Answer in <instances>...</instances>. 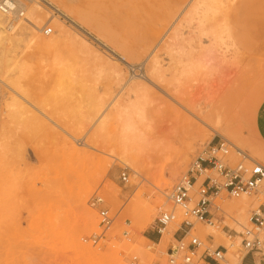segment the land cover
<instances>
[{
    "label": "rangeland",
    "instance_id": "obj_1",
    "mask_svg": "<svg viewBox=\"0 0 264 264\" xmlns=\"http://www.w3.org/2000/svg\"><path fill=\"white\" fill-rule=\"evenodd\" d=\"M67 2L72 6L79 5L77 0ZM30 4L41 7V19L28 25L24 12V20L18 21L25 29L16 31L19 33L17 41L11 46L0 44V76L18 78L31 105L28 107L23 103V106L32 112H35V107L49 115L61 130L48 122L46 126H36L7 117L5 105L10 104L12 111L15 103L11 97L14 95L0 83V264H168L164 251L169 245H175L174 233L171 236L164 234L170 229H178L183 220L193 224L189 235L197 237L206 246H223L226 249V264L229 262L227 251L230 250L240 264L244 252L235 233L249 225L250 213L263 203L264 195L261 193L244 196L252 204L245 214L247 220L242 228L233 225L219 212L217 220L208 226L184 217L175 208L174 219L162 231V243L158 244L160 239L154 231L158 213L172 209L167 199L172 187L185 176L190 165L208 145L226 142L228 153L224 163L229 166L248 163L232 153L229 145L235 142L231 138L210 135L202 124L197 123L199 127L175 124L171 116L154 113L150 104L146 109L154 114L149 120V144L138 155L136 151L133 153V161L119 163L100 151L84 147L96 128L91 123L84 124L93 109L99 103L105 106L113 97L128 101L137 97L126 91L127 86L144 81V75L148 77L147 55L153 48L159 54L160 62H165L159 48L165 34L177 27L181 20L172 18L157 21L161 26L153 24L155 17L152 20L149 14L159 10L154 0H85L83 13L88 22L83 24V29L88 35L52 13L43 3H26V6ZM230 4L237 8L236 12L225 17L224 21L220 16L217 18L221 24L227 25V34L231 37L226 42L235 41L238 46L243 70L238 89L244 93L245 100L232 111L224 112L222 120L237 128L242 138L255 143L252 126L264 108V55L258 54L264 43V0H231ZM53 20L65 26L71 40L67 45L53 49L37 46V38L57 36ZM188 22L179 26L178 34L185 49L196 57L200 49L208 47L210 42L206 38L198 41L196 15ZM44 26L51 28L47 36L41 33ZM14 28L13 31L4 28V31L9 34L15 32ZM32 35L37 40L27 46ZM188 39L189 45L186 44ZM146 44L148 48L143 50ZM117 56H122L128 64ZM131 67H139L140 70L133 73ZM116 73L121 76L116 78ZM206 85L201 78H186L179 82L178 87L182 97L194 109L200 110L211 91L206 89ZM169 92L170 85L162 90L149 85L145 96L148 99H167ZM258 99H261L259 105L256 103ZM134 121L137 130V118ZM197 130L199 134L195 135ZM117 133V123L104 120L98 144L102 148L110 147ZM68 145L85 151L89 159L98 156L99 164L92 168L81 154L69 152ZM189 146L192 149L186 156L187 163L171 178L170 168ZM243 152L247 153V150L243 149ZM103 163L109 165L104 174L101 171ZM137 167L141 172L134 171ZM122 171L127 175L125 183L119 179ZM159 177L170 182L163 202H158L155 196V183ZM202 179L199 177L196 183ZM196 185L192 188L195 189ZM95 195L103 201L97 209L105 210L111 219L105 227L100 225L97 209L89 205L90 198ZM79 197H85V208L95 215L93 229L83 226L76 206ZM232 200L234 198L222 193L212 203L222 208L226 201ZM137 204L152 207L145 226L137 219V214L134 215ZM198 228L213 232L203 236L198 233ZM147 233L153 234V243L143 239ZM82 247L95 250L102 256L112 255L114 260L97 259ZM249 256H253L255 264H264V258L259 254ZM175 264H179V260Z\"/></svg>",
    "mask_w": 264,
    "mask_h": 264
},
{
    "label": "bare ground",
    "instance_id": "obj_2",
    "mask_svg": "<svg viewBox=\"0 0 264 264\" xmlns=\"http://www.w3.org/2000/svg\"><path fill=\"white\" fill-rule=\"evenodd\" d=\"M67 1L68 0H36L32 2L43 3L52 13L68 20L72 25L86 32L83 29V24L88 22L83 13V4L85 0H77L79 5L75 6H72L71 3H68ZM217 1L222 4L217 5ZM154 2L159 10H157L158 13L153 12L152 14H149V18L152 20L155 17L153 24H158L157 21L162 22L163 20H169L172 18H174V21L181 20L177 27H173L170 33L167 32L168 34H165L159 48V51L165 56V62H160L158 59L159 54H156L155 49L153 48L147 55L148 77L144 75V81L132 83L127 86L126 89L127 92L133 93L137 95V97L132 101H128L126 98L118 100L116 97H113L105 106H103V103H99L93 109L88 120H86L84 124L87 125L88 123H91L90 125L95 126L96 128L84 143V147L89 150L100 151L119 163L133 161V153L135 151L138 155L148 147L150 140L149 120L154 113H159L171 116L175 124L180 123L184 126L195 127H199L198 124H202L208 128L210 135L231 138L235 142V144L229 145L232 149V153L241 156L247 162L248 159L254 161L258 160L260 161L258 163L264 165V138H262L257 131L256 118L252 126L256 139L255 143L242 138L241 133H239V130L237 131V128L222 120L224 112L232 111L234 107H238L245 100L244 93L238 89V82L241 81L243 73L239 62L241 59L238 46L235 41L226 42L231 36L227 34V25L221 24V21H224L225 17H230L231 14L236 12L237 8L231 6V0H189L188 2L187 0H154ZM6 4L9 10L4 12L0 11V44L11 46L17 41L16 36L19 33H16V31L25 29L24 26L20 25L18 17H13V14L26 12L25 23L33 25L41 19L42 9L38 4H30V6L27 7L25 3H23L21 7L20 4L17 3V7H15L13 0H6ZM193 15H196L198 41L201 42L203 38H206L210 42L208 47L200 49L196 57L190 55L189 51L185 49L183 40L178 34V31L180 30L179 26H181L182 23H189L188 21L190 18L192 19ZM218 16L221 17L220 22L218 21ZM20 19L24 20L23 17ZM158 25L161 26V23ZM52 26L58 33L57 36H51L47 39L37 38L38 41L35 43L37 46L53 49L58 46L67 45V42L71 40L70 35L67 33L63 24L57 20H53ZM13 27H15V32H10L8 34L4 31V28L13 31ZM44 27L41 28L42 34ZM48 28L51 30L50 27ZM151 31L155 32V30ZM86 34L89 35L88 32H86ZM43 35L47 36L48 34ZM35 39L36 37L32 35L27 42V46L33 44V40ZM94 39L97 40L96 38ZM186 44L189 45V39ZM102 45L105 46L104 44ZM147 48L148 45L146 44L142 49L147 50ZM258 54L261 56L264 55V43L260 46ZM117 57L125 64H128L122 56ZM119 76H121L120 73H116V78ZM186 78H201L207 84L205 86L207 87L206 89H211L209 92L210 95L206 98V103L203 106V109H194V106L182 97L183 93L180 92L178 85L181 80ZM0 83L7 87L14 95V98L11 97L15 103L12 111L10 109V104L5 105L7 117L21 119L22 121H27L28 124L36 126H46V123L48 122L52 126L61 130L57 125L56 120L52 119L49 115L44 114L33 106L35 112H32L23 106L24 103L25 105H28V107H31L25 98L26 93L21 88L18 78L10 79L5 75L3 77L0 76ZM149 85L160 90L166 89V86L170 85L171 93L169 92L167 99L160 97L148 99L145 95L147 86ZM14 99L17 100L15 101ZM260 101L261 99L256 101L257 105H259ZM150 104L153 105L154 113H149L146 109ZM261 111L264 113V108ZM134 118H137V130L135 128ZM104 120H113L118 125V133L112 145L108 148H102L98 144ZM80 128L81 127H79V129ZM194 134L198 135L199 132ZM191 149L192 147L189 146L185 149L184 153L178 156L175 160L169 170V176L171 178H173L179 169L187 163L186 156ZM243 149H246L247 153H244ZM68 150L72 153L81 154L87 164L90 162L92 168H95L99 164L98 156H93V158L89 159L88 156H86L85 151L76 150L70 145H68ZM203 152H205V149ZM108 167V163L101 164V171L103 174L107 172ZM134 171L137 173L141 172L138 167L135 168ZM211 176L215 177V174L211 173ZM196 184L197 187L199 184ZM169 186V180L164 179L163 177L158 178L157 183H155L157 191L155 196L158 202H163L164 195L169 189ZM260 193L264 195V188L260 190ZM169 194L167 195V199ZM112 198H114V195H112ZM251 204L252 201H250V199L242 196L232 201H226L222 208L220 207L221 213L219 214H222L224 217L231 220L233 225L242 228L247 220L245 214ZM76 206L79 209L83 226L86 229H93L95 227L96 218L93 213L85 208V197H79L76 201ZM134 212V215L137 214V219L143 222L145 226L152 214V207L151 205L138 206L137 204V211ZM181 228L183 229V227ZM176 231L177 228L170 229V231L165 232L164 235L171 236ZM210 232L213 231L211 229L198 228V233H200V235L207 236ZM232 232L235 233L234 231ZM161 237L159 238L160 240L158 244L162 243ZM143 239L153 243L149 239ZM74 240L76 241V239ZM173 240L176 241L174 238ZM75 246L80 248L78 243H75ZM82 250L88 251L89 254L100 260H114L112 255L102 256L95 250H91L87 247H82ZM227 256L229 260L228 264H237L240 262L232 250L227 251Z\"/></svg>",
    "mask_w": 264,
    "mask_h": 264
},
{
    "label": "built area",
    "instance_id": "obj_3",
    "mask_svg": "<svg viewBox=\"0 0 264 264\" xmlns=\"http://www.w3.org/2000/svg\"><path fill=\"white\" fill-rule=\"evenodd\" d=\"M13 1L15 7H17V3L21 7L23 3L36 0ZM6 10H9L6 0H0V11ZM22 14V12L14 13L13 17H18L19 20ZM43 30V34L51 32L48 27H44ZM137 68L131 67L130 71L135 73L140 70L139 67ZM226 145V142L209 145L205 152L193 161L185 176L172 187L168 196L172 209L160 211L155 219L154 231L159 238L167 224L174 219L175 208L179 209L184 217H191L197 222L213 225L217 218L216 214L220 213V208L212 203L213 199L222 193L237 199L260 193V190L264 188V165L250 159H248V164L240 162L233 166L227 165L224 163V158L228 153ZM211 173H214L215 177L211 176ZM199 177L203 179L192 192V187ZM119 179L124 183L127 182V175L124 171L120 173ZM102 202V199L95 195L90 198L89 205L91 208L97 209V206ZM97 214L102 227L109 225L111 219L105 210L97 209ZM248 224L240 232L235 233L240 239V247L244 255L259 254L263 259L264 199L263 203L250 213ZM192 227L191 222L183 220L177 231L174 232L172 237L176 239L175 245H169L165 251L167 263L175 264L179 260V264H226L224 257L226 250L223 247L206 246L197 237L189 235ZM187 238L188 240L185 241ZM199 249L201 250L199 251Z\"/></svg>",
    "mask_w": 264,
    "mask_h": 264
},
{
    "label": "crops",
    "instance_id": "obj_4",
    "mask_svg": "<svg viewBox=\"0 0 264 264\" xmlns=\"http://www.w3.org/2000/svg\"><path fill=\"white\" fill-rule=\"evenodd\" d=\"M261 110H263V108ZM256 126H257V131H258L259 135L262 138H264V113L262 111H260V113L256 117ZM145 237L151 241L155 240L152 233H147L145 235ZM249 255H253V254L244 255L243 258L241 259L240 264H255L253 256L251 257ZM211 264H214V263H211Z\"/></svg>",
    "mask_w": 264,
    "mask_h": 264
}]
</instances>
